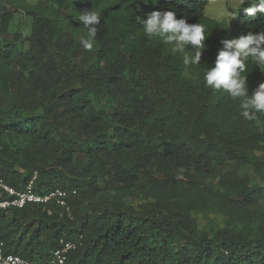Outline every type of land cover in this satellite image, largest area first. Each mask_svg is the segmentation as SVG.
<instances>
[{"label": "trees", "instance_id": "16d2710c", "mask_svg": "<svg viewBox=\"0 0 264 264\" xmlns=\"http://www.w3.org/2000/svg\"><path fill=\"white\" fill-rule=\"evenodd\" d=\"M208 3L0 0V177L23 190L36 173L39 194L76 191L67 198L68 212L53 203L0 211L5 253L49 264L64 239L80 243L69 264H264L263 225L247 226L243 235L225 229L210 238L198 233L194 218L109 202L83 206L77 198L89 173H142L151 180L157 173L173 183L190 177L189 157L229 156L232 144L241 146L255 133L256 120L240 112L229 131L215 130L209 114L220 90L206 87L203 76L223 40L264 31V14H240V27L231 29L225 20L206 16ZM17 10L32 19L29 36L6 38ZM91 10L101 20L86 51L79 41L88 38L87 29L78 16ZM153 11H174L177 19L205 26L200 64L185 66L170 45L144 35L140 20ZM22 41L27 48L17 50ZM191 66L195 80L184 76ZM242 75L250 89L264 83V68L250 60ZM225 191L244 206L255 204L260 192L233 181Z\"/></svg>", "mask_w": 264, "mask_h": 264}, {"label": "rangeland", "instance_id": "374dc122", "mask_svg": "<svg viewBox=\"0 0 264 264\" xmlns=\"http://www.w3.org/2000/svg\"><path fill=\"white\" fill-rule=\"evenodd\" d=\"M28 2L35 4V0ZM251 6L252 3L246 6L244 0H209L205 13L212 19L225 20L231 29H238L241 25L239 15L246 14L245 9ZM6 9L13 11L11 7ZM31 24V18L20 10L14 11L6 38L29 36ZM26 48V42L17 44V50ZM191 68L185 71L184 76L195 80L196 72L193 66ZM253 91L248 88L249 95ZM2 93L0 87V95ZM240 111L239 101L232 100L220 90L209 120L216 131L227 132ZM241 143V146L231 145L233 152L229 156L215 155L212 160L198 161L189 157L190 177L177 178L173 183L166 182L157 173L153 175L156 180L142 173L137 176L118 171L89 173L84 187L78 190L77 198L83 206L109 202L139 212L163 209L177 218H194L198 233L210 238L225 229L243 235L247 233V226L249 230L258 225L264 226V115L257 114L255 133L248 135ZM17 144L24 146L25 143L18 141ZM34 176L37 174L34 173ZM229 181L259 190L257 202L244 206L232 201V196H228L225 191Z\"/></svg>", "mask_w": 264, "mask_h": 264}, {"label": "clouds", "instance_id": "9594fccd", "mask_svg": "<svg viewBox=\"0 0 264 264\" xmlns=\"http://www.w3.org/2000/svg\"><path fill=\"white\" fill-rule=\"evenodd\" d=\"M251 3L252 6L245 9L249 16L264 14V0H251ZM100 20L101 16L95 10L85 11L78 16V21L87 29L88 38L81 37L79 41L86 51L92 50ZM140 23L146 37H155L170 45L173 54L182 56L185 66L200 64L207 36L203 24H189L185 18L177 19L174 11H153ZM222 45L214 66L204 72V84L213 90H222L232 100H238L240 115L249 121L256 120L257 114L264 115V83L249 95L246 75L242 73L246 71L249 60L264 68V31H248L236 38L223 40ZM189 46L194 49V52L190 51L192 54L186 51Z\"/></svg>", "mask_w": 264, "mask_h": 264}, {"label": "built area", "instance_id": "2783aa9c", "mask_svg": "<svg viewBox=\"0 0 264 264\" xmlns=\"http://www.w3.org/2000/svg\"><path fill=\"white\" fill-rule=\"evenodd\" d=\"M33 179L26 185L23 190H16L8 185L0 177V211L9 210L10 208L22 209L28 204L50 205L53 203L62 210L68 212L69 207L67 198L69 195L76 193L75 190L67 192L55 188L47 193L39 194L34 191ZM51 214V210H48ZM79 240L60 239L57 247L51 252L49 264H69L68 255L79 245ZM0 264H33L17 255L5 253L4 244L0 241Z\"/></svg>", "mask_w": 264, "mask_h": 264}]
</instances>
